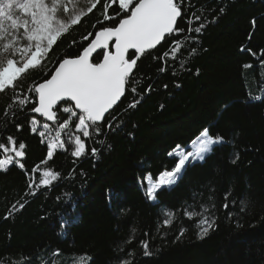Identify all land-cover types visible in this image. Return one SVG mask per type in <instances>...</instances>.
Wrapping results in <instances>:
<instances>
[{"label": "trees", "instance_id": "trees-1", "mask_svg": "<svg viewBox=\"0 0 264 264\" xmlns=\"http://www.w3.org/2000/svg\"><path fill=\"white\" fill-rule=\"evenodd\" d=\"M105 2L111 0H98L58 38L41 67L0 92V143L11 148V136L17 147L26 144L24 169L12 164L0 170V264H264V0H176L183 31L138 59L128 91L101 122L100 134L87 139L70 114L57 110L58 119L47 121L32 113V89L94 37L85 36L118 22L103 20ZM117 11L114 4L108 14ZM173 41L182 45L175 59ZM25 96L29 103L21 109L13 100ZM64 120L66 147L48 159L47 141ZM204 127L225 142L147 199L146 176L155 180L174 167L169 153L185 148ZM69 134L85 139V155H71ZM7 154L0 149V158ZM46 169L58 178L40 186ZM192 212L200 215L189 218ZM204 218L214 223L201 239ZM62 221L69 223L62 227Z\"/></svg>", "mask_w": 264, "mask_h": 264}, {"label": "snow or ice", "instance_id": "snow-or-ice-1", "mask_svg": "<svg viewBox=\"0 0 264 264\" xmlns=\"http://www.w3.org/2000/svg\"><path fill=\"white\" fill-rule=\"evenodd\" d=\"M97 3L98 0H85L86 8H77L75 5L69 8L65 0H0V92L15 88L22 74L41 67L42 61L58 38L67 33L70 26L77 25L86 13H91ZM114 4H118V11L114 15H109L108 9ZM61 13L66 14L67 18L61 19ZM181 16V5L176 0L105 2L103 20H118V22L111 26L100 27L94 34L89 33L85 36L83 38L85 41L93 35L94 38L75 57L60 60L49 78L34 86L32 91L36 99L32 101L31 112L40 114L47 121H56L59 110L63 114H70V119L78 118L75 130L77 133H82L84 138L91 139L93 131L99 135L101 122L128 91L138 59L157 48L173 34L182 32L183 30L177 27L178 18ZM195 19L199 20L200 17ZM251 23L255 25V18ZM203 27L204 25L196 27L195 33L199 34ZM189 31L193 29L189 28ZM181 47L179 41H173L169 49L173 59ZM168 55V52L164 53L165 58ZM244 67L248 68L250 65L246 64ZM131 90L136 91L134 87ZM13 102L18 103L23 109L29 100L27 96L16 97ZM62 104L70 106L61 109ZM135 106V104L131 105V107ZM31 123L36 125L37 120L34 118ZM43 126L45 129L49 127L48 124ZM19 127L17 125L18 129ZM68 128L69 121L64 120L59 124L55 136L47 141L48 159L53 157L56 149H65L66 145L61 140V133ZM31 130L37 131L36 127ZM40 136L44 137L45 133L40 132ZM7 141L11 148L0 143V149L6 154L14 153V156L7 154L0 158V170H6L12 164L24 169L21 158L25 156L26 144L19 142L17 147V141L11 136ZM41 142L43 143V140ZM224 142L223 136H213L210 128L204 127L190 142L197 145L194 152L177 145L169 153V156L176 160L174 167L160 172L155 180L151 175L145 178L146 198L154 200L158 191L175 185L190 163L202 162L215 145ZM68 143L74 144V150L71 152L73 157L80 158L86 154L85 139H82L81 135L69 134ZM98 151L93 147L91 155L96 156ZM232 162L236 163V160ZM36 170L34 168L32 171ZM58 175L52 170H44L40 174L39 185L49 186L57 180ZM23 206L20 204L21 208ZM224 207L227 208L228 205L225 204ZM14 210L15 206H13ZM207 211L206 207H201V212ZM187 215L193 218L200 213L192 212ZM68 223L69 221H62L61 226L66 227ZM169 223L165 221L166 225ZM199 223L198 235L203 239L212 230L214 222L204 218ZM132 239L134 238H129L128 243H131ZM141 247L145 256L151 255L147 242L142 241ZM134 255V252L128 253L129 257ZM120 264H132V260L123 259Z\"/></svg>", "mask_w": 264, "mask_h": 264}, {"label": "rangeland", "instance_id": "rangeland-1", "mask_svg": "<svg viewBox=\"0 0 264 264\" xmlns=\"http://www.w3.org/2000/svg\"><path fill=\"white\" fill-rule=\"evenodd\" d=\"M65 3H67L68 4V7L69 8H72L73 7V5H75L77 8H80V7H85L86 8V6H85V0H71V2H69V0H65ZM65 18H67L66 17V14H63V13H61V19H65ZM17 59H20L19 57H17ZM53 138V137H52ZM51 138V139H52ZM49 140V139H48ZM196 144H192V143H190L187 147H185L184 149H186L187 151H195V148H196ZM146 177H148V176H146ZM145 184H146V189H147V180L145 179Z\"/></svg>", "mask_w": 264, "mask_h": 264}, {"label": "bare ground", "instance_id": "bare-ground-1", "mask_svg": "<svg viewBox=\"0 0 264 264\" xmlns=\"http://www.w3.org/2000/svg\"><path fill=\"white\" fill-rule=\"evenodd\" d=\"M38 115H39V114H38ZM45 119H46V118H45ZM188 145H189V144H188ZM188 145H187V146H188ZM187 146H186V147H187Z\"/></svg>", "mask_w": 264, "mask_h": 264}, {"label": "water", "instance_id": "water-1", "mask_svg": "<svg viewBox=\"0 0 264 264\" xmlns=\"http://www.w3.org/2000/svg\"><path fill=\"white\" fill-rule=\"evenodd\" d=\"M94 38V37H93ZM58 66V65H57ZM40 115V114H39Z\"/></svg>", "mask_w": 264, "mask_h": 264}]
</instances>
